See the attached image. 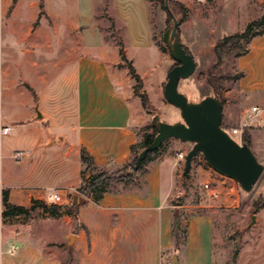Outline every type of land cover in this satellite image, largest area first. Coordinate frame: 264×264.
Masks as SVG:
<instances>
[{"label": "crops", "instance_id": "crops-1", "mask_svg": "<svg viewBox=\"0 0 264 264\" xmlns=\"http://www.w3.org/2000/svg\"><path fill=\"white\" fill-rule=\"evenodd\" d=\"M197 1L207 10L205 0ZM217 4L211 24L198 8L195 15L188 10L190 42L196 20L215 32L225 14L221 24L245 30L264 13V1L259 11L256 0ZM109 8L123 24L115 32L108 28L121 34L114 42L100 24ZM150 10L148 0H0V126L12 127L0 149V264H226L216 254L209 215L189 217L187 243L174 251L172 200L181 178L178 154L188 152V143L165 142L147 164L141 188L121 183L99 202L77 192L84 184L83 150L100 169H120L132 160L140 130L151 121L121 50L152 106H171L164 102L171 66L155 40ZM16 151L25 155L16 160ZM5 191L8 202L28 214L39 210L35 202L53 205L55 192L66 206L77 195L78 215L44 213L43 224L22 225L17 220L28 214L3 217ZM200 221L208 223L203 231L196 229ZM253 255L255 261L239 264H264V251Z\"/></svg>", "mask_w": 264, "mask_h": 264}, {"label": "rangeland", "instance_id": "rangeland-1", "mask_svg": "<svg viewBox=\"0 0 264 264\" xmlns=\"http://www.w3.org/2000/svg\"><path fill=\"white\" fill-rule=\"evenodd\" d=\"M148 1L151 6L150 20L154 30V37L160 50L168 58L167 65L171 66V70L177 63L171 57L169 48L164 42V35L168 30L173 29L174 21L168 19L167 12L162 9L158 0ZM175 1H179L186 8L187 5L184 1H187L192 8H187L191 14L199 13L196 5L198 3L197 0ZM262 1L264 0H256L257 11H259V4ZM217 2L219 0H205L207 10L198 8L200 17L202 15L204 19L208 18L210 24L215 23L210 18L211 9H214L213 13L219 15V11L215 9L219 6ZM262 10L264 12L263 8ZM103 14L105 20L101 21L100 24L108 32L107 38L113 42L118 41L121 34H113V31L110 32L108 28H114L115 32L118 28L123 27V24L117 22L113 9L109 8ZM225 16L224 14L219 17V27L215 32H213L211 26H202L198 24L197 20L193 22L191 26L193 42H190L188 30L184 27V23L188 21L189 16L180 26L181 41L190 48L185 46L194 57L196 70L190 78L180 81L178 89L190 102L198 103L208 96L215 97L213 90L208 85L210 72L216 76H230L229 81L225 83L226 88L223 92V97L226 100L223 118L225 109L227 118L224 119V124L230 128H238L252 108L259 107L263 110L262 114L252 122L253 126L245 130L244 136L250 138L252 151L257 156L258 161L264 165V27L256 31L253 37L242 40L240 42L241 49L222 52V65L219 67L215 54L216 45L224 37L240 33L244 29L241 26L234 25L230 27L229 24L225 26L221 24ZM131 53L138 54L135 50L131 51ZM162 65L164 67L165 64L163 63ZM167 81L168 79L164 85L167 84ZM164 102L168 103L165 96ZM175 110L172 105L170 107L161 106L159 109L152 107L151 114H149L151 118L150 124H152L155 116H159L160 120L167 124L178 123L173 116V111L175 112ZM8 140L9 136L5 137L3 139L4 144ZM192 148L193 144L188 143V152ZM141 151L142 149L137 150L138 155ZM188 152L185 153L186 156ZM181 162V178L172 200L173 213L181 222V230L186 229L187 221L191 215H209L213 220L215 251L218 256L221 255L222 262L239 264L240 259H244L246 263L249 260L255 261L253 254L264 251V209L256 207V204L264 201V173L253 191L247 193L236 181L221 175L211 168L201 155L194 159L189 177L183 175L185 160ZM117 170L107 172L113 173ZM148 173L149 169L145 167L134 186L143 187ZM206 183H210L216 190L218 193L217 197L212 196L205 189ZM117 185L109 189L113 190ZM45 219L47 218L44 216V212L39 209L34 213L28 214L26 218L17 221L22 225L32 222L33 226L36 225L37 227L43 224ZM196 226V229L203 231L208 226V223L200 221ZM183 247L181 246L180 249Z\"/></svg>", "mask_w": 264, "mask_h": 264}, {"label": "water", "instance_id": "water-1", "mask_svg": "<svg viewBox=\"0 0 264 264\" xmlns=\"http://www.w3.org/2000/svg\"><path fill=\"white\" fill-rule=\"evenodd\" d=\"M166 8L169 11L168 0ZM173 21V29L165 33L164 42L177 65L168 73L164 96L169 104L180 111L182 122L167 124L155 116L152 124L157 129V136L138 155L135 168L139 170L149 153L160 149L168 140L175 139L193 144L185 158V177H189L194 159L201 155L211 168L236 181L245 192L250 193L263 175L264 165L258 161L250 146L238 144L222 128L223 105L219 99L208 96L193 103L179 92L180 81L194 74L196 62L181 42L177 19L173 18ZM78 201V196H74L73 203L78 204ZM74 240L75 236H71L70 246Z\"/></svg>", "mask_w": 264, "mask_h": 264}, {"label": "trees", "instance_id": "trees-1", "mask_svg": "<svg viewBox=\"0 0 264 264\" xmlns=\"http://www.w3.org/2000/svg\"><path fill=\"white\" fill-rule=\"evenodd\" d=\"M161 4L162 9H164L168 14V19L176 18L179 23L178 33L180 35V26L186 21L188 17V9L179 1L168 0L169 11L166 8V0H158ZM264 9V5H263ZM264 27V13L262 17L258 20L251 22L243 32L236 33L230 36L224 37L215 47V54L217 56L219 67L222 65V52L226 50H239L241 49L240 42L245 39H249L253 37L255 32L262 29ZM185 50L189 55H192L190 51L184 46ZM121 56L123 61H125L128 65L130 74L135 81L134 91L137 97L141 100L142 106L147 114H151V108L153 107L149 101L147 94L143 91V84L140 76L136 73L134 67L127 61L124 51L121 50ZM174 68V67H173ZM230 76H216L212 72H210L208 76V85L214 92L215 98L219 99L222 102L223 109L226 106V100L223 97V92L225 91V83L229 81ZM225 120L223 118L222 128H228L227 125L224 124ZM141 133V142L132 147L133 158L132 160L118 169L113 173H109L106 170L100 169L96 166L93 158L90 154L83 150L81 153V161L85 166V169L82 171L81 176L83 177L84 184L81 185L77 192L83 197L94 196L95 202L101 201L104 196L110 193V187L116 186L119 183L130 184L138 181V177L141 171L147 166L148 163L153 161L160 149L151 152L148 154L145 162L139 170H136L135 163L138 157L137 150L144 149L147 146L151 145L154 139L157 136V129L153 124H150L140 130ZM243 143L250 146V138L248 136H244ZM140 148V149H139ZM146 183V180L144 184ZM141 188V187H140ZM3 203L5 210L3 211V217H8L11 215H23L28 214L30 212L29 209L23 207H15L8 202V192L5 191L3 193ZM257 208L264 209V201L256 204ZM35 208L41 209L44 213L49 214L51 217L58 218L63 215H78L79 205L72 204L69 206H56L51 205L48 206L44 203L35 202ZM181 222L178 217L174 215V223L172 229V235L174 238L175 249L174 251L178 253L180 251L181 246H185L188 240V226H186L185 230H181ZM183 241V242H182Z\"/></svg>", "mask_w": 264, "mask_h": 264}, {"label": "built area", "instance_id": "built-area-1", "mask_svg": "<svg viewBox=\"0 0 264 264\" xmlns=\"http://www.w3.org/2000/svg\"><path fill=\"white\" fill-rule=\"evenodd\" d=\"M263 110L259 107H254L252 108V110L250 111V113L248 115L245 116L244 120L242 121V124L240 127L238 128H223L225 130V132L228 133V135L238 144L243 145V138H244V132L246 129L250 128L253 126L252 122L257 119L261 114H262ZM12 131V127L11 126H6V125H2L0 126V149H1V140L7 136H9L11 134ZM25 155V152L23 151H16L14 153V158L16 160L21 159L23 156ZM186 158V155L183 153L178 154V159L180 161H184ZM205 189L211 193L212 196L217 197L218 193L216 192V190L211 186L210 183H206L205 184ZM50 200L51 202L56 205V206H60V207H64L66 206V204H64L59 196L58 193H53L50 196ZM16 250L15 247H13L11 249L12 252H14Z\"/></svg>", "mask_w": 264, "mask_h": 264}]
</instances>
